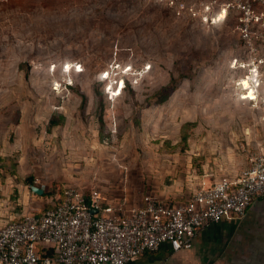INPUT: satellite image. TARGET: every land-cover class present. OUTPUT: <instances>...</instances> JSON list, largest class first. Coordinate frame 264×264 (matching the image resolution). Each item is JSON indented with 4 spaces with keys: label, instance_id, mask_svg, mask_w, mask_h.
<instances>
[{
    "label": "rangeland",
    "instance_id": "1",
    "mask_svg": "<svg viewBox=\"0 0 264 264\" xmlns=\"http://www.w3.org/2000/svg\"><path fill=\"white\" fill-rule=\"evenodd\" d=\"M187 1L0 0V153L21 178L126 207L175 181L178 201L193 175L264 156V29L247 46L232 14L206 20ZM21 183L7 177L4 199ZM31 194V211L52 200Z\"/></svg>",
    "mask_w": 264,
    "mask_h": 264
},
{
    "label": "built area",
    "instance_id": "2",
    "mask_svg": "<svg viewBox=\"0 0 264 264\" xmlns=\"http://www.w3.org/2000/svg\"><path fill=\"white\" fill-rule=\"evenodd\" d=\"M165 1L182 10L189 6L187 0ZM190 7L213 22L232 14L247 46H254L264 29V0H198ZM261 197L264 156L253 157L237 177L222 176L185 200L145 192L130 211L101 190L69 186L46 210L0 223V264H129L165 243L175 252L188 249L202 228L228 216L243 218Z\"/></svg>",
    "mask_w": 264,
    "mask_h": 264
},
{
    "label": "crops",
    "instance_id": "3",
    "mask_svg": "<svg viewBox=\"0 0 264 264\" xmlns=\"http://www.w3.org/2000/svg\"><path fill=\"white\" fill-rule=\"evenodd\" d=\"M242 169H240V165L235 164L230 167L228 174L193 175V184H195L193 188L195 189L192 191L203 186H211L222 176L235 178ZM17 171L20 177V166H17ZM35 181L37 182V180ZM21 184L19 185L23 194L20 198L14 199L13 202L10 201L9 197L6 200L0 199V223H5L33 209L30 207V201L34 200L31 194L33 192L30 189L31 186ZM177 184L178 182L175 181L174 184L171 183L163 187L154 186L153 192L163 199H168L170 196L175 197L183 193L182 190L184 189L181 190ZM0 190L4 195L5 185L1 182ZM187 196L185 193L182 199H176L178 201L185 200ZM129 198L126 206V209L128 207L127 211L140 204L141 200V198L135 200L133 197L132 200ZM169 200L172 199L169 198ZM172 201L176 200L173 199ZM129 264H264V197L255 200L243 218L236 219L228 216L221 222L210 223L202 228L194 238L191 248H184L175 252L171 250L168 243H165L159 250L147 252L133 259Z\"/></svg>",
    "mask_w": 264,
    "mask_h": 264
},
{
    "label": "trees",
    "instance_id": "4",
    "mask_svg": "<svg viewBox=\"0 0 264 264\" xmlns=\"http://www.w3.org/2000/svg\"><path fill=\"white\" fill-rule=\"evenodd\" d=\"M174 82H175V78H172L168 85L162 87L155 94V96L157 97V101L158 102H164L165 100H167V98L169 97L170 88L174 87ZM56 124H58V123L52 118L50 120L49 125L50 126H55ZM184 138H186V135H185ZM16 155H15V157H16ZM17 157H18V155H17ZM18 161L19 160L17 158H14V156L13 157L12 156H8V155H4L3 156L2 154H0V182L2 184H4L5 179L8 176H12V177H14V179L16 181H18V182L22 181V183L24 185H28V186L36 185L37 184L36 181H35L36 179H35V176L33 174H31L29 176H25L23 178L19 177L18 171H17ZM67 187H65L64 189H61V192H60V195H58L59 196L58 198L57 197H53L54 194H55V191H56L54 187L51 190H49L48 192L44 191L43 194H38V195H41V196H52V200L46 205V207L42 211H44L47 208L53 206L54 202H60V200L62 199V196L64 195V191L66 190ZM30 189H31V187H30ZM31 191H33V190L31 189ZM33 193H34V191H33ZM4 198H5V196H3L2 191L0 190V199H4ZM46 251H47V249H46ZM50 252H53V250L52 249H48V253H50Z\"/></svg>",
    "mask_w": 264,
    "mask_h": 264
},
{
    "label": "water",
    "instance_id": "5",
    "mask_svg": "<svg viewBox=\"0 0 264 264\" xmlns=\"http://www.w3.org/2000/svg\"><path fill=\"white\" fill-rule=\"evenodd\" d=\"M31 189L37 194H43L44 193V189L40 186H37V185H31Z\"/></svg>",
    "mask_w": 264,
    "mask_h": 264
},
{
    "label": "bare ground",
    "instance_id": "6",
    "mask_svg": "<svg viewBox=\"0 0 264 264\" xmlns=\"http://www.w3.org/2000/svg\"><path fill=\"white\" fill-rule=\"evenodd\" d=\"M244 84L245 85V87H249L250 86V81H249V78H243V81H240V84ZM244 97H246V95L244 96Z\"/></svg>",
    "mask_w": 264,
    "mask_h": 264
}]
</instances>
